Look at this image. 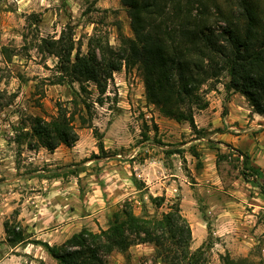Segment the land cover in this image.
<instances>
[{
	"label": "rangeland",
	"instance_id": "374dc122",
	"mask_svg": "<svg viewBox=\"0 0 264 264\" xmlns=\"http://www.w3.org/2000/svg\"><path fill=\"white\" fill-rule=\"evenodd\" d=\"M63 30L71 33L83 53L96 41L117 49L121 36H132L130 17L120 0H0V264H58L32 240L61 244L81 228L106 229L113 213L123 207L136 215L158 217L166 205L156 208L150 196L175 199L183 189L190 227H206V264H223L220 256L225 253L264 264V205L254 211L259 225L255 243L245 242L240 250L231 240L225 247L226 241L213 233L218 228L212 219L216 208L243 183L239 157L215 141V128L197 127L201 114L206 112L208 120L223 116L233 94L241 95L225 90L223 75L201 86L207 105L194 109V130L147 102L138 70L122 66L108 78L102 95L92 83L87 93L82 92L92 102V119L83 126L75 121L78 140L72 146L61 144L50 152L24 134L29 116L49 118L58 102L71 107L69 100L81 96L77 83L56 80V58L37 48L40 38H57ZM99 138L103 151L97 146ZM205 162H213L215 184L203 179L210 173L204 170ZM157 163L158 175L167 176L150 191L145 181L158 178L151 177L147 167ZM132 174L142 182L140 187L133 184ZM247 194L253 195L251 189ZM5 221L22 230L27 241L8 245ZM103 259L105 264H164L149 242L131 245L125 252L113 250Z\"/></svg>",
	"mask_w": 264,
	"mask_h": 264
},
{
	"label": "trees",
	"instance_id": "16d2710c",
	"mask_svg": "<svg viewBox=\"0 0 264 264\" xmlns=\"http://www.w3.org/2000/svg\"><path fill=\"white\" fill-rule=\"evenodd\" d=\"M120 2L130 17L132 36H121L117 49L107 41H96L83 53L65 30L57 38L42 37L37 42L39 51L56 58V80L77 83L81 96L69 100L71 107L58 102L56 113L49 118L29 116L24 134L36 140L35 146L50 152L61 144L72 146L78 140L75 121L83 126L92 119V102L82 92L87 93L92 83L102 95L108 78L122 66L138 70L147 102L159 107L165 116L188 122L193 130L194 109L207 105L199 92L201 86L215 82L221 75L227 78L226 91L240 93L254 112L264 116V0ZM152 129L156 132V125ZM225 145L239 157V176L264 197L261 169L251 164L248 153ZM97 146L103 151L100 138ZM191 151L198 157L194 149ZM131 180L136 187L142 185L134 174ZM150 200L156 208L165 203L160 216L136 215L123 207L113 213L106 229L94 232L81 228L61 244L32 242L40 244L58 264H105L104 254L125 252L131 245L146 242L154 245L155 256L164 264H206L209 242L204 240L191 249V227L178 197L169 199L162 194L150 196ZM3 226L8 245L27 241L22 230L7 221ZM220 257L223 264H254L245 257L234 259L228 253Z\"/></svg>",
	"mask_w": 264,
	"mask_h": 264
},
{
	"label": "crops",
	"instance_id": "0c3cea01",
	"mask_svg": "<svg viewBox=\"0 0 264 264\" xmlns=\"http://www.w3.org/2000/svg\"><path fill=\"white\" fill-rule=\"evenodd\" d=\"M198 120L200 121V125L197 127H204L205 130L220 128V131L214 132L216 135V138H214L215 141L219 142L221 146L226 147L225 144L227 143L242 152L248 153L251 164L260 168L264 174V116L254 112L251 106L248 105L246 98L242 95L237 98V94H233L231 100L227 102V112L225 115L217 117L213 116L208 120V116L205 112L201 114ZM209 122H211V126H209ZM211 155L214 159L215 156L213 154ZM205 164L209 165V167H206L205 165L204 170H210V173H206L207 175H204L203 179L213 180V183L215 184L218 179L216 178L215 170L213 171L212 167H210L213 162H205ZM157 167H159L158 163L155 167H147L151 177H157V181L153 182V178L151 179V182L149 180L145 181V177H143V180L148 185L150 191L157 185V183H163L167 176H159L158 174L160 173V170H158ZM240 177H238V181L241 180L242 177ZM218 187L222 188L223 186L216 185L214 188L218 189ZM248 189H251L253 195L247 194ZM136 191L139 190L137 189ZM230 196L231 198L227 203H224L225 205L219 203V206L216 208L217 211L214 213L215 215H213L212 219L215 222V226L218 228L215 229L213 233L222 237V239L226 241L225 247H230L232 244H230V241L232 240L234 245L242 250L245 248L243 243L246 242L247 245H251L256 241V227L259 225L258 223L256 224V221L253 219L255 216L254 211L263 208L264 197L256 187L244 180L241 185H236L232 189ZM178 199L183 215L191 221L190 216L186 212L185 201L188 199V194L184 189L181 190ZM193 226L194 225H191V244L197 247L205 240L207 232L205 229L206 227L202 224L201 226Z\"/></svg>",
	"mask_w": 264,
	"mask_h": 264
}]
</instances>
